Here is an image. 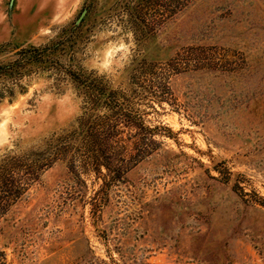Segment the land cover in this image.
<instances>
[{
  "label": "rangeland",
  "instance_id": "374dc122",
  "mask_svg": "<svg viewBox=\"0 0 264 264\" xmlns=\"http://www.w3.org/2000/svg\"><path fill=\"white\" fill-rule=\"evenodd\" d=\"M0 264H264V0H0Z\"/></svg>",
  "mask_w": 264,
  "mask_h": 264
},
{
  "label": "water",
  "instance_id": "95a60500",
  "mask_svg": "<svg viewBox=\"0 0 264 264\" xmlns=\"http://www.w3.org/2000/svg\"><path fill=\"white\" fill-rule=\"evenodd\" d=\"M85 14H86V10H84V11L81 13L80 17H79L78 20L76 21V25H78V24L81 22V20H82V18L84 17Z\"/></svg>",
  "mask_w": 264,
  "mask_h": 264
}]
</instances>
